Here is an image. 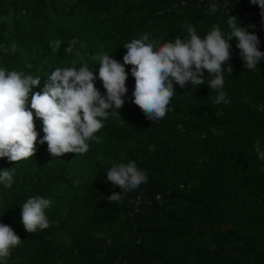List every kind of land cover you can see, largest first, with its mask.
I'll list each match as a JSON object with an SVG mask.
<instances>
[{
  "label": "trees",
  "instance_id": "16d2710c",
  "mask_svg": "<svg viewBox=\"0 0 264 264\" xmlns=\"http://www.w3.org/2000/svg\"><path fill=\"white\" fill-rule=\"evenodd\" d=\"M212 4L218 11L208 14ZM230 14L257 34L264 52V15L251 0H0V68L29 58L23 66H33L37 52L53 68L88 63L106 95L94 56L123 64L126 43L144 34L159 45L188 39L186 23L202 38L214 24L227 34ZM73 38L78 43L67 53ZM54 41L60 47L52 52ZM229 43L227 104H212L217 92L205 70L199 87L174 82L165 117L152 122L133 102V65L126 64L125 103L87 153L54 158L47 142L39 143L45 133L38 127L34 156L0 157V170L15 169L12 186L0 184V223L22 239L0 264H264V161L253 147L256 140L264 147V60L246 69L236 38ZM11 44L16 51L5 52ZM129 161L148 182L110 203L122 189L107 181V170ZM34 196L52 201L45 209L50 226L29 233L22 205Z\"/></svg>",
  "mask_w": 264,
  "mask_h": 264
},
{
  "label": "clouds",
  "instance_id": "9594fccd",
  "mask_svg": "<svg viewBox=\"0 0 264 264\" xmlns=\"http://www.w3.org/2000/svg\"><path fill=\"white\" fill-rule=\"evenodd\" d=\"M251 3L258 4L264 15V0H251ZM217 11L218 6L212 4L208 14ZM237 19L238 17L230 14L227 20L230 31L227 34L214 24L203 38L197 34L193 25L186 23L184 27L188 32V39L177 36L174 42L162 45L158 41H150L149 35L144 34L123 45L127 49L123 64L112 55L94 56L93 61L100 65L98 78L106 89V95L96 87L97 76L88 63H84L79 69L74 64L71 67L53 68V62L42 60L37 52L32 55L33 66H23L29 58L19 62V68H0V157L18 162L34 156L38 127L43 128L45 133L39 143L42 145L47 142L48 152L54 158L66 153H87L89 141L101 142L95 133L125 103L123 97L128 91L126 64L133 65V102L152 122L165 117L168 105L176 94L174 82L181 87L188 83L199 87L205 83V70L208 77H212L207 80L208 87L217 92L212 104L229 103L224 91V65L231 58L229 41L236 38L246 69L255 70L258 63L264 60V52L258 47L259 37L241 24L238 25ZM251 27L254 28L255 25ZM77 43V39H71L65 51L72 53ZM49 46L55 52L60 47V42H50ZM80 46L83 47L82 44ZM4 51L14 53L16 45L11 44ZM76 55H80L78 50ZM37 70L43 74L36 75ZM226 71H233L230 63ZM48 76L44 88L41 87V80ZM253 147L257 158L264 161L261 141L256 140ZM14 174L15 169L12 167L0 170V184L10 188L14 183ZM148 179V175L137 167L135 161L113 165L107 170V181L119 186L122 191L113 192L107 200L110 203L123 202V197L128 192L146 184ZM51 205V200L40 196L30 197L23 203L22 223L27 232L33 233L50 226L45 209ZM21 240L11 226L0 223V259L6 261L10 258L11 250L19 246Z\"/></svg>",
  "mask_w": 264,
  "mask_h": 264
}]
</instances>
